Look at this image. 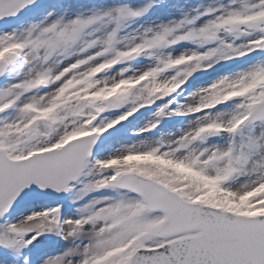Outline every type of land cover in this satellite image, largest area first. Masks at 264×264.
<instances>
[{
	"label": "snow or ice",
	"instance_id": "1",
	"mask_svg": "<svg viewBox=\"0 0 264 264\" xmlns=\"http://www.w3.org/2000/svg\"><path fill=\"white\" fill-rule=\"evenodd\" d=\"M0 264H264V0H0Z\"/></svg>",
	"mask_w": 264,
	"mask_h": 264
}]
</instances>
